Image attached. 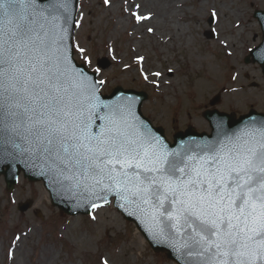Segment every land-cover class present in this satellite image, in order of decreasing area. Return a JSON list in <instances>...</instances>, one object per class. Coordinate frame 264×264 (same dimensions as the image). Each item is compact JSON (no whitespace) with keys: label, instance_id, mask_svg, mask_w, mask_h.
<instances>
[{"label":"snow or ice","instance_id":"obj_1","mask_svg":"<svg viewBox=\"0 0 264 264\" xmlns=\"http://www.w3.org/2000/svg\"><path fill=\"white\" fill-rule=\"evenodd\" d=\"M68 5L69 0H0V136L6 131L22 135L23 128L37 154L59 162L62 173L70 167L82 171L102 193L123 197L131 192L145 202L154 196L173 227L191 229L189 240L206 264H264V123H253L242 136L226 137L227 142L197 145L199 151L189 147L183 154L170 153L155 137L129 134L125 129L134 126L123 109L130 111L131 102L105 104L96 87L104 81L81 70L71 75L90 105L88 117L82 118V108L73 111L77 93L70 97L59 83L67 67L53 71L44 59L49 40L55 45L63 40L60 21ZM48 24L59 29L53 37ZM20 46L37 53L39 69L19 64ZM61 60H68L66 48L57 63ZM100 107L108 115L98 118L111 127L93 133L91 109ZM98 198L107 202L106 195Z\"/></svg>","mask_w":264,"mask_h":264},{"label":"rangeland","instance_id":"obj_2","mask_svg":"<svg viewBox=\"0 0 264 264\" xmlns=\"http://www.w3.org/2000/svg\"><path fill=\"white\" fill-rule=\"evenodd\" d=\"M175 4L172 25H181L184 35L174 27L170 32L178 38L163 29L159 35L137 34L132 13L136 6L124 9L122 0H78L75 58L91 71L102 69L98 78L104 81L103 93L118 85L145 92L143 113L164 127L170 139L189 126L210 131L203 114L212 108L237 115L251 109L263 112L264 74L253 58L249 62L246 58L262 42L254 13L264 9V0H176ZM149 5L144 4V12H154ZM119 19L124 22L120 27ZM222 22L232 26L228 33L236 38L246 25L235 56L232 47L218 39ZM211 31L214 37L209 38ZM217 95L220 103L212 104ZM5 183L0 176V264L19 263L13 253L15 238L29 233L32 226L37 232L24 243L26 264H45L41 258L45 246L53 256L47 264H177L165 253L152 251L135 225L113 206L100 207L89 216L61 214L43 182L21 175L11 193ZM28 199L32 207L20 211V203Z\"/></svg>","mask_w":264,"mask_h":264},{"label":"water","instance_id":"obj_3","mask_svg":"<svg viewBox=\"0 0 264 264\" xmlns=\"http://www.w3.org/2000/svg\"><path fill=\"white\" fill-rule=\"evenodd\" d=\"M48 0H42V2H47ZM76 0H73V14L69 17L70 23L74 24L76 18ZM264 14V11H258L257 16L261 19ZM258 50V48L256 49ZM71 55V54H70ZM260 63L264 69V56L260 59ZM106 67V64H103ZM77 68L85 73L87 71L82 67ZM90 78H95V76L89 75ZM123 96L125 99L134 98L136 100V106L134 112L126 113L125 109L124 118L128 121L129 124H133L135 118L137 121H141V124L138 126L140 132L146 136L155 137L164 145V151L170 153H180L183 154L186 147H191L193 151H199L197 145L203 147L206 145H217L218 143L227 142L226 137H235L242 136L243 133L253 124L259 126L261 123H264V113H257L251 111L249 114L242 115L241 118H236L235 114H225V113H214L216 120L213 123L214 116H209L210 121L214 127L213 134L208 135L206 133L197 134L193 130H188L184 133H178L174 136V143H170L164 137V132L161 128L153 129L150 122L145 119L140 111L142 102L147 98L145 93L135 92L133 90L122 91L118 88L110 96H101L99 95L102 101H106L105 104L116 105L120 104L115 102L118 100L119 96ZM218 101V98L216 99ZM215 102V101H214ZM100 111L96 113L98 109H92L95 113H92V118L95 119L94 126L92 128L93 133L100 132L102 129H107L111 127L108 124L106 119L104 120L103 127L99 125L98 117H106L108 115V109L103 107L99 108ZM120 127H124L123 124H120ZM135 127V126H134ZM129 134L132 133L133 128L125 129ZM245 139H249L245 137ZM159 147V145H157ZM44 158L43 156H40ZM172 157V156H169ZM50 160V159H49ZM53 164L51 161L50 166H47L41 170H32L29 171L23 166H13L12 162L4 163L0 165V172L6 174L7 184L9 189L13 188L14 180L19 174L21 168L25 170L26 176L32 181L43 179L45 186L51 194V199L54 205L59 206L62 211H67L70 213H78V209L75 208L77 205L89 199V193L93 191V180L87 178L82 172L73 170L74 168H69L63 173L60 171L62 165L58 166ZM6 165L9 170L3 171V166ZM119 168V165H117ZM107 202L110 201L112 196H116V204L123 213L126 215V218L130 221L137 222L138 228L146 237L147 241L153 247L154 251H167L168 256L176 260L179 264H206V257L199 255L201 251L198 247L192 245V242L189 240V233L191 229L178 230L177 227H173L174 221L167 219V214L164 213L160 215L149 205L144 202V199L140 195H133L131 192H126L123 194V197L117 195L116 192H107ZM88 204V203H87ZM87 204H84L86 209ZM31 203H26L22 209L25 210L29 208ZM82 206V205H81ZM80 206V207H81ZM119 209V210H120ZM172 229L177 231L175 233ZM162 233V234H161Z\"/></svg>","mask_w":264,"mask_h":264},{"label":"bare ground","instance_id":"obj_4","mask_svg":"<svg viewBox=\"0 0 264 264\" xmlns=\"http://www.w3.org/2000/svg\"><path fill=\"white\" fill-rule=\"evenodd\" d=\"M127 1L129 3V6L127 5ZM151 1V2H148ZM122 0V4L124 6V9H129L131 6H136V10L132 11V13H135L138 15V17H141V19H137L135 16V25H134V31H136L137 34L141 33V31L144 32H149L151 34L154 35H159L161 34L160 32L162 31V29L164 31H171V29L174 27L175 30H177V33L179 35H184V32L180 29L181 25H172V20H173V9L176 10L175 8H177L175 5V1L176 0ZM115 1H113L112 3H110L108 5V8H110L109 6L111 4H114ZM144 4H150V7H154V12H144L143 11V7ZM131 9V8H130ZM223 9H226V5H223ZM171 11V12H170ZM171 15H169L170 13ZM124 22L122 20L119 19V21L117 22V25L120 27V25H123ZM246 26V25H245ZM245 26L242 27L241 30H239L237 33H235V35H238V37H234V35H230L231 33H228L231 30V27H224V22H222V25L220 26L221 31L219 32L218 35V39L221 43V45L227 47V45H230L232 47V51L233 54L235 56L236 52L240 50L241 48V44L238 41V38L240 36V34L242 33V31L244 30ZM157 33V34H156ZM164 32H162V36ZM170 37H176L175 35H173V33H169L168 34ZM178 38V37H176ZM228 49V48H226ZM229 51V50H227ZM231 52V51H229ZM235 52V53H234ZM113 219V220H112ZM112 221H115V217L113 216V218L111 217ZM70 225H68V231H71V228H69ZM37 229L32 226V229L29 230V233H26L23 236L21 234H18L15 238V245L14 247V255L16 257V259H18L19 263L18 264H26L25 262V254H26V250H25V246L24 243L28 241L29 237H31L32 235L36 234ZM28 235V237H27ZM52 251L49 247H44L42 252H41V258L42 261L47 264L51 259H52Z\"/></svg>","mask_w":264,"mask_h":264}]
</instances>
